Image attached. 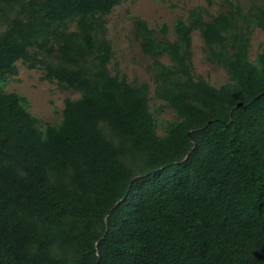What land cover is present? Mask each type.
Wrapping results in <instances>:
<instances>
[{
  "label": "trees",
  "instance_id": "1",
  "mask_svg": "<svg viewBox=\"0 0 264 264\" xmlns=\"http://www.w3.org/2000/svg\"><path fill=\"white\" fill-rule=\"evenodd\" d=\"M122 1L0 0V264H264V50L250 56L264 4L136 18L176 112L161 134L149 83L110 68ZM196 30L230 76L219 87L194 73ZM19 61L80 92L60 122L42 128L2 88Z\"/></svg>",
  "mask_w": 264,
  "mask_h": 264
},
{
  "label": "rangeland",
  "instance_id": "2",
  "mask_svg": "<svg viewBox=\"0 0 264 264\" xmlns=\"http://www.w3.org/2000/svg\"><path fill=\"white\" fill-rule=\"evenodd\" d=\"M245 8L252 0H234ZM264 4V0H258ZM205 5L215 14L223 9L226 0H123L107 16L109 37L113 41L115 56L110 68L119 72L134 84L148 82L150 85V108L157 118L158 132L164 133V124L176 117L175 110L154 94L152 58L144 54L134 36V23L137 17L146 19L149 25L159 29L166 23L172 27L179 17H186L191 7ZM73 28V27H72ZM264 50V31L255 28L250 56L255 60L257 54ZM193 67L196 77H204L211 84L219 87L230 80L227 71L210 62L205 53L204 41L198 30L192 35ZM168 61L167 58H165ZM44 70L30 69L24 62L17 63L16 72L9 74L8 80L1 84L5 91L25 95L30 101V111L39 117L40 126L60 122L67 99L78 98L80 92L62 88L57 81L43 78Z\"/></svg>",
  "mask_w": 264,
  "mask_h": 264
},
{
  "label": "water",
  "instance_id": "3",
  "mask_svg": "<svg viewBox=\"0 0 264 264\" xmlns=\"http://www.w3.org/2000/svg\"><path fill=\"white\" fill-rule=\"evenodd\" d=\"M242 103H239L238 105H241Z\"/></svg>",
  "mask_w": 264,
  "mask_h": 264
}]
</instances>
